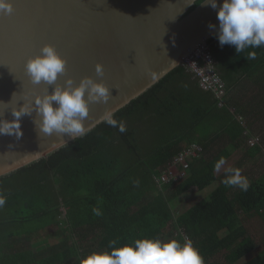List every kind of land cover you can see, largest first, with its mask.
Segmentation results:
<instances>
[{
    "label": "trees",
    "instance_id": "16d2710c",
    "mask_svg": "<svg viewBox=\"0 0 264 264\" xmlns=\"http://www.w3.org/2000/svg\"><path fill=\"white\" fill-rule=\"evenodd\" d=\"M207 44L227 86L226 107L180 66L114 115L125 132L102 123L49 157L0 178L6 197L0 208V264H80L93 252L110 251L113 240L116 247L146 238L183 244L185 236L204 264H238L254 252L245 264H264L263 132L256 133L257 142L249 137L243 116L229 101L243 79L264 72V47L237 55L216 37ZM252 51L256 59H246ZM247 116L264 118L261 112ZM193 144L204 152L190 163L188 177L159 187L156 179L168 163ZM236 147L242 153L231 168L249 180L247 191L226 186L227 171L215 168L221 158L232 160L230 150ZM214 184L207 200L176 217V200ZM93 208L102 215H94ZM45 230H51L50 238L35 242Z\"/></svg>",
    "mask_w": 264,
    "mask_h": 264
},
{
    "label": "water",
    "instance_id": "95a60500",
    "mask_svg": "<svg viewBox=\"0 0 264 264\" xmlns=\"http://www.w3.org/2000/svg\"><path fill=\"white\" fill-rule=\"evenodd\" d=\"M198 1L10 0L12 14L0 13V119L12 121V109L51 94L55 84L63 86L68 78L76 86L91 77L107 86L112 96L107 103L89 105L84 124L94 130L104 123L105 112L118 113L179 68L199 45L216 37L217 10L202 2L191 11ZM209 24L216 29H209ZM45 45L66 61V72L53 85H34L25 66ZM97 64L103 66V76L97 75ZM39 119L35 112L22 117L19 139L0 135V178L83 137L38 133L33 121Z\"/></svg>",
    "mask_w": 264,
    "mask_h": 264
},
{
    "label": "clouds",
    "instance_id": "9594fccd",
    "mask_svg": "<svg viewBox=\"0 0 264 264\" xmlns=\"http://www.w3.org/2000/svg\"><path fill=\"white\" fill-rule=\"evenodd\" d=\"M204 3L217 10L219 27L216 38L221 47L233 46L237 55L249 48L264 47V0H223L219 6L217 0H204ZM12 12L10 0H0V13L11 15ZM208 27L216 29L213 24ZM246 59H256V53L248 52ZM25 67L34 85H53L59 75L65 74L66 61L53 46L45 45L41 48L40 55L29 59ZM95 70L98 76H103L102 65L97 64ZM74 85V80L68 78L63 86L55 84L51 94L37 96L34 101L24 103L19 110L12 109V121L0 119V135H15L19 139L23 135L21 118L31 117L33 112L40 118L39 121H33L38 133L73 139L86 135L91 130L84 124V120L89 117V105L107 103L112 97L111 91L91 77H85L78 85ZM101 119L107 125L118 128L121 133L126 131L125 124L116 120L112 111L105 112ZM224 164L225 160L221 158L215 165L216 170L219 171ZM222 183L244 191L249 187L247 178L241 175L238 168L227 169V178ZM5 203L6 197L0 193V208ZM93 213L96 216L102 215L97 208H93ZM116 244L117 241H110V251L93 252L84 257L80 264H204L199 250L187 238L183 244L176 239L162 242L147 238L137 239L132 244L121 247H116Z\"/></svg>",
    "mask_w": 264,
    "mask_h": 264
},
{
    "label": "built area",
    "instance_id": "2783aa9c",
    "mask_svg": "<svg viewBox=\"0 0 264 264\" xmlns=\"http://www.w3.org/2000/svg\"><path fill=\"white\" fill-rule=\"evenodd\" d=\"M181 66L198 81L203 90L214 95L220 107L228 105L226 83L220 75L218 62L215 60L211 48L207 43L199 45L184 59ZM250 144L254 145V142L250 141ZM203 152V148L197 144L183 149L168 163L166 170L160 178L156 179L157 185L163 187L171 182L178 183L185 180L188 177L190 163L200 158ZM185 238L187 237L185 236Z\"/></svg>",
    "mask_w": 264,
    "mask_h": 264
},
{
    "label": "crops",
    "instance_id": "0c3cea01",
    "mask_svg": "<svg viewBox=\"0 0 264 264\" xmlns=\"http://www.w3.org/2000/svg\"><path fill=\"white\" fill-rule=\"evenodd\" d=\"M258 100L264 101V72L263 71L260 76H258L257 78H254L253 80L243 79L229 93V101L234 106V111L236 113L239 111L238 114L242 115L245 120L246 134L249 137L256 136L257 130L263 131V133H261V136L264 137V118L262 117L261 119L256 120L253 117L247 116V115H253V113L255 112H259V113L261 112L262 114H264V104L260 103V101ZM261 124L263 125V127ZM262 148H264V145ZM230 152L233 153L234 155L233 159L238 158L237 161L240 159V157L237 156V154L242 153L240 148L236 147L235 149H233V151L230 150ZM263 152H264V149H263ZM230 161L226 162L220 168L219 170L220 173L226 172L227 169L231 168L237 163V161H235L234 165H230L229 163ZM212 186L214 187L213 188L214 190L218 186V184H214Z\"/></svg>",
    "mask_w": 264,
    "mask_h": 264
},
{
    "label": "rangeland",
    "instance_id": "374dc122",
    "mask_svg": "<svg viewBox=\"0 0 264 264\" xmlns=\"http://www.w3.org/2000/svg\"><path fill=\"white\" fill-rule=\"evenodd\" d=\"M262 125V124H261ZM263 127V125H262ZM257 132L261 133L260 130ZM263 132V131H262ZM255 140L257 142V140H261L258 139L257 135L255 136ZM238 157H240V154H237ZM238 158L233 159L232 161H230V165H234L235 161H237ZM261 166V165H260ZM262 168H264V165L261 166ZM256 168L258 169V174L261 173V168L259 166H256ZM257 173V172H256ZM247 181H249L247 179ZM213 186L209 187L208 189H206L205 191L202 192H192L189 193L187 196L183 195L181 196V198H179L178 200H176L173 203V207H174V212L176 217L181 215L183 212H185L186 210H188L191 206H193L196 203H200V202H204L205 200H207L209 193L213 190ZM56 235L59 234V232H55ZM51 236V230H45L40 232L35 239V242H44L45 240H47L48 238H50ZM256 252H254L253 254L245 257L244 259H242L238 264H245L246 262L250 261L252 258H254L256 256Z\"/></svg>",
    "mask_w": 264,
    "mask_h": 264
}]
</instances>
